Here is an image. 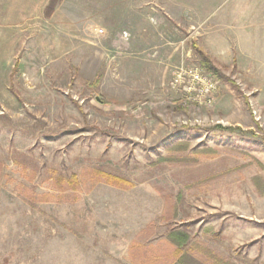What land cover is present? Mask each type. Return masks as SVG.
I'll list each match as a JSON object with an SVG mask.
<instances>
[{
	"label": "rangeland",
	"instance_id": "374dc122",
	"mask_svg": "<svg viewBox=\"0 0 264 264\" xmlns=\"http://www.w3.org/2000/svg\"><path fill=\"white\" fill-rule=\"evenodd\" d=\"M217 1L0 0V264H264V73L200 63Z\"/></svg>",
	"mask_w": 264,
	"mask_h": 264
},
{
	"label": "crops",
	"instance_id": "0c3cea01",
	"mask_svg": "<svg viewBox=\"0 0 264 264\" xmlns=\"http://www.w3.org/2000/svg\"><path fill=\"white\" fill-rule=\"evenodd\" d=\"M217 3L223 5L221 9L213 15L204 12L196 21L198 46L221 67L256 72L261 64L260 71L264 73V0H255L251 7H245V0ZM184 24L187 33L194 27L189 21Z\"/></svg>",
	"mask_w": 264,
	"mask_h": 264
},
{
	"label": "built area",
	"instance_id": "2783aa9c",
	"mask_svg": "<svg viewBox=\"0 0 264 264\" xmlns=\"http://www.w3.org/2000/svg\"><path fill=\"white\" fill-rule=\"evenodd\" d=\"M127 36V33H124ZM204 69V67H202ZM199 67L181 65L176 67L171 86L182 90L183 100L190 104H210L216 90L218 80L215 75H205Z\"/></svg>",
	"mask_w": 264,
	"mask_h": 264
},
{
	"label": "trees",
	"instance_id": "16d2710c",
	"mask_svg": "<svg viewBox=\"0 0 264 264\" xmlns=\"http://www.w3.org/2000/svg\"><path fill=\"white\" fill-rule=\"evenodd\" d=\"M192 46L199 57L200 63L208 69L216 70V67L214 66V63L212 62L210 56L196 44L192 43Z\"/></svg>",
	"mask_w": 264,
	"mask_h": 264
}]
</instances>
